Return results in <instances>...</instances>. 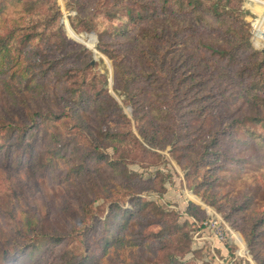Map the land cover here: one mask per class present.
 Returning a JSON list of instances; mask_svg holds the SVG:
<instances>
[{
    "label": "trees",
    "instance_id": "trees-1",
    "mask_svg": "<svg viewBox=\"0 0 264 264\" xmlns=\"http://www.w3.org/2000/svg\"><path fill=\"white\" fill-rule=\"evenodd\" d=\"M65 1L66 9L76 12L70 17V24L75 30H95L91 25L92 16L83 18L85 8L81 0ZM241 1L112 0L99 13L110 21H120L122 34H127L129 26L136 27L139 37L135 50L140 55L145 54L141 74L166 78L170 89L167 95L151 94L167 96L165 101H149L150 96L145 93L138 101L139 105H133L137 127L139 120L147 117L161 125L171 121L175 123L171 135L166 137L162 132L155 136V132L150 133L147 127L139 128L142 142L157 149L171 145V155L187 160L185 165L189 166V173L186 177L191 182L193 193L212 205L218 201L214 185L219 180L217 173L230 163L242 166L248 162L245 156L239 155L237 147L241 146L245 151L250 149L246 155L250 160H264V132L249 126L247 136L238 141L236 132L241 122L235 117L223 121L231 104L239 103L240 107L247 105L250 111L241 120L249 116L253 126L264 128V117L261 115V108L264 107V51L254 49L250 43L249 24L245 20L247 12L242 9ZM60 20L61 13L55 0H0V84L4 90L10 89L11 96L17 97L18 92L24 91L47 105L45 108L37 107L26 118L28 122H35L32 126L41 124L37 127L48 130L42 147L39 150L28 149L27 157L30 156L32 164L51 169L56 167L61 157L66 162L67 173L74 172L79 176L84 172L86 161H102L112 175L120 172L126 176L125 157H130L133 149L134 154H138L139 149L148 150L132 133L130 122L120 115L118 105L99 87L104 82L103 77L94 72L92 66H87L89 60L82 66L78 65L91 52L67 40ZM98 37L101 41L102 37ZM162 46L167 49H162ZM75 48L83 54V58L78 56ZM74 52L76 59L72 60L75 66L72 60L68 61ZM114 77L119 81V89L116 85L115 88L128 100L137 97V93L130 89L137 78L135 73L115 62ZM179 93L184 98L188 97L183 105L177 101ZM16 97L13 99L17 100ZM169 98L172 99L171 104L166 103ZM51 105L60 109L54 111L50 109ZM115 110L120 119L119 129H111L104 123L108 113L114 115ZM87 114L94 121V129H88L86 125ZM213 115L219 116L221 121L215 128L211 119ZM68 120L74 123L65 127L66 134L56 129L57 125L63 127ZM3 129L0 127V148L8 143ZM71 129L75 132L88 129L91 134H98L101 141L111 144L115 156L88 150L74 167V151L65 146ZM23 131L21 127L16 140L8 143L17 155L27 151L22 142L26 134ZM192 131L197 132L196 137H192L194 142L185 146L177 143L180 137L188 138ZM174 135L176 140L172 138ZM92 140L96 143L95 137ZM197 155L203 159L194 158ZM205 162L209 164L204 165ZM126 177L131 184L135 183L132 176ZM127 188L133 190L131 186ZM135 200L139 203L138 212L150 206L140 199ZM230 202L233 204L231 208H234L232 211L238 212L248 208L250 198L244 195L240 204L237 200ZM192 209L198 210L190 203L186 210L195 218ZM110 213L114 223L100 237L101 250L108 247L116 252L125 243L130 247L136 246L137 239L123 241L128 238L125 231L136 214L119 205L111 208ZM157 215L159 231L152 233L150 236L153 238L149 241H165L168 248L175 245V241L184 240V245L172 249L165 263L177 264L176 257L187 248L188 234L177 226L171 227L168 214L159 211ZM263 215L264 212L255 210L248 213L254 233L261 231ZM149 241L144 242L148 244ZM95 261L93 254L84 253L64 255L62 258V264H92Z\"/></svg>",
    "mask_w": 264,
    "mask_h": 264
},
{
    "label": "rangeland",
    "instance_id": "rangeland-1",
    "mask_svg": "<svg viewBox=\"0 0 264 264\" xmlns=\"http://www.w3.org/2000/svg\"><path fill=\"white\" fill-rule=\"evenodd\" d=\"M55 1L67 40L91 52L78 65L82 66L89 60L87 66H92L93 71L103 77L104 82L99 87L118 105L120 115L130 122L132 133L148 151L139 149L138 154H134V149H131V156L123 160L128 170L126 176H132L135 181L133 184L124 173L116 172L112 175L102 161H86L81 176L74 172L68 174L66 162L61 157L54 169L32 164L30 156L27 157L28 149L39 150L48 130L43 131L37 127L41 124L32 126L35 122H28L26 118L37 107L45 108L47 105L24 91L18 92V98L11 96L10 89L4 90L0 84V125H3L0 127H4L3 133L8 143L16 140L19 129L23 127L26 134L22 142L27 150L17 155L8 143L0 148V264H62L64 255L79 253L93 254L96 261L92 264H165L172 249L184 245L185 241H175V245L168 248L165 241H149V238H153L150 235L159 231L156 224L159 211L169 215L167 218L171 221V227L177 226L188 234L187 248L176 257L177 264H264V225L259 233H254L251 221L248 220L250 211L264 212V160L248 159L246 155L251 150L245 151V148L239 146L237 152L245 156L248 162L242 166L230 163L217 173L219 180L214 182L218 192L217 204H209L193 193L191 182L186 177L189 173V166L185 165L187 160L171 155V145L162 149L152 148L142 142L139 136L138 129L143 127H147L150 133L155 132V136L161 132L165 137L170 136L175 123L166 122L168 126L165 127L166 123L157 124L147 117L139 120V125H142L137 127L135 124L133 105H139L138 101L145 93L149 94V101H165L167 96L151 94L167 95L170 91L166 78L141 74L145 54L140 55L135 50L136 39L139 37L136 27L129 26L127 34H122L119 30L122 25L120 21H110L99 14L112 0H81L85 8L83 18L92 16L91 25L95 30L77 31L70 24V17L75 16L76 12L66 9L65 0ZM241 2L242 9L247 12L245 20L249 24L250 43L254 49L264 51V35L256 29L259 16L254 4L246 3L245 0ZM262 29L264 31V19ZM98 35L102 37L101 41ZM162 49L167 48L162 46ZM75 50L83 58L78 48ZM72 59H76L75 52L68 61ZM115 62L137 76L130 86L137 93V97L133 96L132 100L117 90L119 81L114 77ZM187 99L180 93L177 97L181 105ZM171 100L169 98L166 103L171 104ZM50 109L58 111L60 108L51 105ZM246 112H250L247 105L240 107L239 103L231 104L223 120L235 117L241 122L236 132L238 141L247 136L246 129L249 126L264 132V128L253 126L249 116L241 120ZM111 113H108L104 123L111 129H119L120 119L116 110L114 115ZM88 115L86 125L88 129H94V121ZM261 115L264 117V107L261 108ZM211 119L213 128L221 122L216 115ZM73 123V120H68L63 127L57 125L56 129L66 134L65 127ZM88 129L76 132L71 129L68 143L64 144L74 151V167L88 150L94 153L99 150L111 157L115 156L111 144L101 141L98 134L93 135ZM192 132L188 138L180 137L177 143L185 146L194 142L195 138L192 137H196L197 132ZM92 137H95L96 143ZM172 138L176 140L177 136ZM194 158L203 159L200 155ZM128 186L133 190H129ZM244 195L250 198L248 208L232 211L234 208H231L233 204L230 200H237V204H240ZM135 199L150 206L138 212L139 203ZM190 203L198 208L192 209L195 218L187 213ZM116 205L136 214L129 219L131 222L126 231L124 228L128 238L123 240L127 242L129 238L137 239L136 246L130 247L125 243L116 252L108 247L101 250L100 237L113 227L114 219L109 212ZM213 221L220 223L222 239L213 231ZM57 239L59 242H56ZM144 241L149 243L145 244Z\"/></svg>",
    "mask_w": 264,
    "mask_h": 264
},
{
    "label": "bare ground",
    "instance_id": "bare-ground-1",
    "mask_svg": "<svg viewBox=\"0 0 264 264\" xmlns=\"http://www.w3.org/2000/svg\"><path fill=\"white\" fill-rule=\"evenodd\" d=\"M245 1H246V3L254 4V8L256 9L258 16H259V20L257 21V28L256 29H258V31L262 35H264V31L262 29V21L264 19V2L260 1V0H245ZM261 37H263V36H261Z\"/></svg>",
    "mask_w": 264,
    "mask_h": 264
},
{
    "label": "built area",
    "instance_id": "built-area-1",
    "mask_svg": "<svg viewBox=\"0 0 264 264\" xmlns=\"http://www.w3.org/2000/svg\"><path fill=\"white\" fill-rule=\"evenodd\" d=\"M212 229L213 231H215L218 235H219V239H222V228H221V225L218 221H213L212 222Z\"/></svg>",
    "mask_w": 264,
    "mask_h": 264
}]
</instances>
